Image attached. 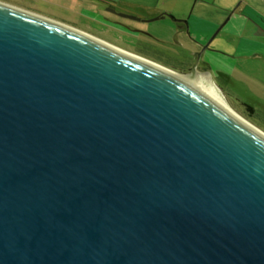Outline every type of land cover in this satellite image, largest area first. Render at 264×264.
<instances>
[{"label": "water", "instance_id": "1", "mask_svg": "<svg viewBox=\"0 0 264 264\" xmlns=\"http://www.w3.org/2000/svg\"><path fill=\"white\" fill-rule=\"evenodd\" d=\"M107 45L0 3V264H264V139Z\"/></svg>", "mask_w": 264, "mask_h": 264}, {"label": "crops", "instance_id": "2", "mask_svg": "<svg viewBox=\"0 0 264 264\" xmlns=\"http://www.w3.org/2000/svg\"><path fill=\"white\" fill-rule=\"evenodd\" d=\"M40 1L45 2L46 0ZM85 1L91 5L92 1L116 3L118 9L142 19L157 17V20L164 24L167 35L165 38L157 35L158 39L153 42L162 43L164 40L170 39L176 45H181V50L190 48V45L182 40V38L187 40L183 35L184 28L179 26L182 20L186 22L187 26H190L188 30H185L196 38L198 43L196 48L205 44L203 40H207V37L222 25L216 36L212 38V40L218 39L215 50L206 52L209 62L217 65L215 70L231 72L237 67L236 65L246 67L254 65V62L260 63L261 67H264V0ZM225 17L227 19L223 22ZM225 26H227V33L221 34ZM221 44H224L229 51L231 50V53L228 51V54H222ZM151 46L153 47V45ZM208 46L210 47V44ZM229 58L234 62L230 63ZM201 67L204 68V66ZM207 69L211 70L209 67H205L204 70Z\"/></svg>", "mask_w": 264, "mask_h": 264}, {"label": "rangeland", "instance_id": "3", "mask_svg": "<svg viewBox=\"0 0 264 264\" xmlns=\"http://www.w3.org/2000/svg\"><path fill=\"white\" fill-rule=\"evenodd\" d=\"M72 1L74 2V6L76 7L82 6L84 5V2H86L85 0ZM0 2L22 9L26 8L29 11L39 13L49 18H56L59 20L65 19V21H70L71 23L77 22V27H80V29H84L82 27L83 22L80 21V19H74V13L70 12V10L67 9H57L55 6H53V4L45 3L40 0H0ZM76 12L77 14H79L78 10ZM149 19L151 21L136 24L140 28L144 27L146 31H150L154 34L159 33L165 38L167 33L164 30L165 28L162 27V21L152 20L154 19V17ZM226 19L227 17L224 18L223 22L226 21ZM125 22L130 23L131 21ZM131 24L135 25V22H131ZM226 28L227 26L223 27L221 34L227 33ZM212 34L207 37V40H203L205 44L209 42V38L212 36ZM117 37L122 41H119ZM140 38L143 39L145 37ZM108 41L118 48L126 50L132 55H137L139 57H142V59L144 58L150 60L151 62H156L159 65L167 67L168 69L176 73H190H184V69H186V66L182 65V63H178L185 61L189 57L186 55L185 51L181 50V45H176V43L172 42L170 39L164 40L162 43H159L157 41L152 43L151 40L146 39V43H144V45L141 44L135 46V44L129 42L130 40L127 41L122 36L114 34L113 39ZM217 41L218 39H213L212 41H210L209 48L215 50ZM148 45H153V47L151 46L152 50L147 48ZM218 47L220 46L218 45ZM221 48L223 50V52L220 51L222 52V54H228L229 50L224 44H221ZM186 61H189V63L191 62V60ZM229 61L230 63H232L233 60L229 58ZM213 65L215 66H213V68L211 67V70H204L205 67H198L195 71L198 73L208 74V79H210L211 83L213 84L218 94L222 97L223 101L225 100L226 105H228L239 117H241V119L246 120L254 128L264 134V67H261L260 63L254 62V65L251 64L249 66L247 65L246 67L236 65L237 67L234 68V70L231 72H229L227 69L226 70L228 72H218L217 70H215V67L217 65ZM243 103L253 107L254 113H249Z\"/></svg>", "mask_w": 264, "mask_h": 264}, {"label": "flooded vegetation", "instance_id": "4", "mask_svg": "<svg viewBox=\"0 0 264 264\" xmlns=\"http://www.w3.org/2000/svg\"><path fill=\"white\" fill-rule=\"evenodd\" d=\"M0 3L4 4L3 2H0ZM45 3L53 4V6H55L57 9L62 8V9L70 10V12L75 14V16H73L74 19H80V21L83 22L82 27L84 29H80V27H77L78 26L76 25L77 22L71 23L70 21H65V19L59 20L56 18H49L39 13L29 11L26 8L22 9V8L12 6L9 4H6V5L14 7L20 11L29 13L33 16H38L40 18L47 19L50 21L52 20L53 22H56L62 25L65 24V26L69 27L70 29L75 31L77 34H82L92 40L103 42V45L104 43H106L108 44L109 47H113V48L116 47V49L122 50L126 53H129V52H127L126 50L122 48H118L117 46L113 45L112 43L108 41V40L113 39L114 34L122 36L127 41L130 40L129 42L135 44V46L141 45V44L144 45V43H146L145 42L146 39L151 40L153 43V40L158 39L157 35H160L159 33L154 34L150 31H146L144 27L140 28L136 24V23H143V22L145 23L146 21L150 19L138 18L136 16L129 14L128 12L122 9H118L116 3L107 2V1H102V2L92 1L93 6L91 4L84 2V5L79 6V7L74 6V2L72 0H46ZM77 10L79 11L78 12L79 14H77L76 12ZM125 16H131V17H134L135 19L132 20ZM125 21H131L132 23L135 22V25L131 24V22L127 23ZM185 23L186 22L182 20L181 25L179 26H182L184 28L183 35L187 38V40H185V38H182V40L186 42L187 45L188 44L190 45L189 49L185 48L183 50V51H186V55L189 57L188 59L186 58L185 59L191 60V62L189 63V61H186V60L185 61L181 60L182 62H178L186 66V69H184V73L190 72L192 66L194 65H195V70L201 66L209 67V68L213 67L212 65L213 63L209 62V59L207 56L208 53H206L208 52V50L210 51L212 49H210L209 46H207L205 50H202L205 44H203L199 48H196L198 45L196 38L193 37V35L190 32L186 31L190 28V26H187ZM162 27L165 28L164 24H162ZM140 37H145V38L142 39ZM117 39L119 41H122L118 37ZM147 48L151 49V45H148Z\"/></svg>", "mask_w": 264, "mask_h": 264}, {"label": "bare ground", "instance_id": "5", "mask_svg": "<svg viewBox=\"0 0 264 264\" xmlns=\"http://www.w3.org/2000/svg\"><path fill=\"white\" fill-rule=\"evenodd\" d=\"M107 47L111 48L115 52H119L120 54H124V55L128 56L129 58H134V59L137 58L135 56L126 54L124 51L118 50V49L113 48V47H109L108 45H107ZM137 59H139V60H137L138 62L148 64V63H145L144 60L142 61V59H140V58H137ZM155 68H159V67L156 66ZM159 69L162 70V72L168 73V75L171 74L175 77H179V78L191 83L192 85L200 88L202 91L206 92L211 97H213L216 101H218L220 103V105H222L226 109V111L233 117V119H235L236 121H238L242 125L246 126L250 130H252V132L257 133L259 136H261L264 139L263 133H261L256 128H254L246 120L241 119V117H239L228 105H226L225 100L223 101L222 97L218 94V92L214 88L213 84L211 83L210 79H208V77H209L208 74L198 73V72L194 71L193 73L181 76V75H178L176 73H173L171 71H168V70H165L162 68H159Z\"/></svg>", "mask_w": 264, "mask_h": 264}, {"label": "trees", "instance_id": "6", "mask_svg": "<svg viewBox=\"0 0 264 264\" xmlns=\"http://www.w3.org/2000/svg\"><path fill=\"white\" fill-rule=\"evenodd\" d=\"M244 106L247 108V110H248L249 113H254L253 107H251L249 105H246V104Z\"/></svg>", "mask_w": 264, "mask_h": 264}]
</instances>
